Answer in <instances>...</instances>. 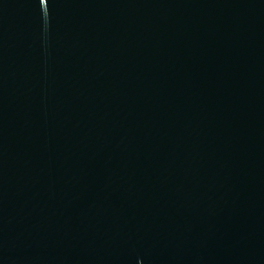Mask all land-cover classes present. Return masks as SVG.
<instances>
[{
    "label": "water",
    "instance_id": "water-1",
    "mask_svg": "<svg viewBox=\"0 0 264 264\" xmlns=\"http://www.w3.org/2000/svg\"><path fill=\"white\" fill-rule=\"evenodd\" d=\"M0 110L26 264H264V0H0Z\"/></svg>",
    "mask_w": 264,
    "mask_h": 264
}]
</instances>
